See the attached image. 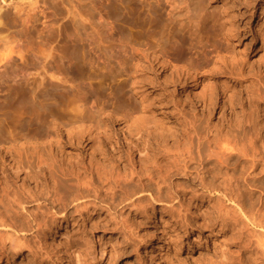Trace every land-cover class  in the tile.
Wrapping results in <instances>:
<instances>
[{
    "label": "bare ground",
    "instance_id": "6f19581e",
    "mask_svg": "<svg viewBox=\"0 0 264 264\" xmlns=\"http://www.w3.org/2000/svg\"><path fill=\"white\" fill-rule=\"evenodd\" d=\"M197 1L140 0L135 11L131 10L133 14H128L127 24L132 27L147 22V26L158 23L156 26L168 28L174 14L182 11L197 39L186 40L175 33L163 48L136 43L124 35L125 39L114 33L111 21L105 20L100 10L96 19L94 7L86 11L98 21L99 31L109 39L107 48L114 51L106 58L91 51L81 56V65L90 73L119 78L114 92L104 98L88 80L93 73L85 77L79 68L66 71L57 63L52 68L47 62L53 56L50 44H42L36 52L19 47L0 55L6 62L13 54L24 64L29 56L34 59L30 66L20 64L5 74L13 80L26 79L14 82V88L19 89L14 99L19 112L11 116L14 123L8 128L9 136L3 137L0 128L1 257L11 252L12 262L25 249L34 257V241L27 236L41 230L67 229V250L89 244L84 235L87 226L93 232L126 231L124 215L111 212L134 207L131 214L139 215L140 209L146 213L140 205L144 200L178 205L187 201L195 208L194 217L201 216L204 224H217L218 233L239 225L252 231L264 229V138L260 135L264 134V70L246 75L239 66L228 69L230 87L224 96L228 116L220 128L203 124L200 117L184 112L174 100L173 93L185 77L196 86L197 76L212 62L210 58L214 63L228 55L234 58L219 34L211 31L206 35L200 27L207 11ZM238 1L247 5L250 0ZM236 2L228 4V12L221 11L230 40L239 34L236 18L241 26L248 24L241 10H236ZM76 15L89 23L80 12ZM157 65L163 72H174L164 78L168 87L161 86L154 72L145 73ZM45 80L51 87L64 85L70 90L48 89ZM218 96L214 91L207 94L200 101L202 109L214 108ZM155 108L173 112L164 117L156 114ZM116 125L122 126L123 138L114 132ZM135 155L138 158L133 161ZM102 209L110 213L106 221L97 213ZM170 211L175 217L171 219L180 224L179 231L186 232L185 218ZM102 243L114 247L111 255L115 258L120 241ZM237 246L245 248L246 244L240 240ZM243 262L264 264V233L256 236L250 256Z\"/></svg>",
    "mask_w": 264,
    "mask_h": 264
},
{
    "label": "rangeland",
    "instance_id": "374dc122",
    "mask_svg": "<svg viewBox=\"0 0 264 264\" xmlns=\"http://www.w3.org/2000/svg\"><path fill=\"white\" fill-rule=\"evenodd\" d=\"M139 1L0 0V55H6L13 48L17 50L19 47L24 52L28 50L30 52L35 50L36 52L39 51L38 49L42 44L47 43L52 47L53 58L51 57L47 60L52 68H56L57 64L66 71H76L79 68L80 73L83 74L84 72L83 75L85 77L90 76L93 72L91 71L92 73H90L88 68L86 69V67L81 65L82 54L88 55V52L91 51V53L100 54V56L102 55L106 58L105 56H108L109 52L111 54L112 51V49L110 51V48H107L109 39L99 31V29L101 30L99 23L94 20L99 10L103 13L105 20L111 21L114 26V33L128 36L129 38L127 39L130 40L131 38V41L134 40L133 42L136 43L138 41L143 44L146 42L145 44L149 43L147 46L154 45L163 48L166 47L165 42L168 39L171 40L170 36L175 33L183 36L186 40L197 39V34L189 31L188 19L183 15L182 11L176 12L171 18L174 19L173 24L170 23V19L166 21L173 27L170 25H167L168 28L161 27V25L156 26L158 23H154L155 26L151 24V27L150 25L147 26V22L144 23L146 25L137 22L135 27L128 25L127 23L130 22V15L128 14L135 11L136 4ZM150 2L153 3L154 0H150ZM231 2L232 0L197 1V3L203 4L207 11L205 20L200 27L206 32V35H209L211 31L219 34V37H222V42L226 45V49L234 56L233 60H231L229 55L224 61H217L216 63H214L213 58H210L209 60L212 62L197 76L196 86H193L192 79L185 77V82L182 81L173 93L174 100L180 109H183L188 114L197 115L203 120V124L207 122L211 127L217 128H220L225 123L228 116L226 103H224L226 101L224 96L227 95L230 87V80L227 78L228 69L231 66H239L246 75L264 70V44L262 43L264 40V0H250L247 5H244L243 1L239 2L237 0L235 3L237 5L236 10H241L244 15L242 19H245L244 22L248 21V24L243 27L238 22V18L235 19V26L239 30L235 40H230L226 37L227 26L221 14L224 9L228 12L230 5L228 9L227 7ZM92 7L96 9V13L92 12L94 19L86 15V11H91ZM74 11L78 12L75 13ZM79 12L81 15L83 14V18H89V23L77 17L78 15L76 14ZM191 17L193 16L191 15ZM77 18L81 21L77 20ZM166 30L171 35L168 32L169 35L165 33ZM74 55H76V58H73ZM29 58L24 64L16 54L12 55L9 62L0 57V128L3 137L9 136L8 128L13 126L14 119L11 116L14 117L13 113L19 112V104L14 102V99L19 95V89L17 87L14 88V82H18L20 78L22 81L26 79L25 76H21L13 80V78L7 77L5 74H10L14 69L19 68L20 64L24 67L30 66L33 64L34 59L31 56ZM68 58H70L69 62H67ZM198 59L201 60L200 57ZM47 62L44 61V64H47ZM149 72H154L158 76L161 86L165 87H168V84L166 85L164 78H168L170 74L174 73L171 70L163 72L158 65L151 71H145L146 74H149ZM94 73L91 78L88 77V80L97 89L100 96L104 98L107 94L113 93L119 78L113 80L111 76L101 77L100 74ZM31 77L29 76V79H27L31 81ZM48 80H45V86L47 85L46 88L48 89L51 88L53 90V87L60 90L69 89L68 87L65 88L64 85L53 84V87H51ZM170 90L172 89L170 88ZM212 91L219 95L214 108L209 110L202 109L200 101ZM161 93L162 91H158L157 94L160 95ZM148 96L151 97L150 94ZM52 106L49 105L48 107ZM155 110L156 114L164 117H171L173 112L172 109L160 111L155 108ZM103 118L106 120L108 116ZM121 127L116 125L113 130L119 134L120 138H123ZM260 135L264 138L263 133H260ZM16 148L19 149V144L16 145ZM137 158L138 156L135 155L132 160L136 161ZM181 202L178 205L177 203L144 200L140 205L145 208L146 213H143L142 209H140L139 215L131 214L134 207L129 209L127 207H118V210L115 209L116 211L110 212L111 214H119L121 212L124 215L123 220L126 221L125 224L128 230L110 231V229H107L102 231V229H99V231L93 232L87 226L85 227L84 235L89 244L76 249L67 250L65 243L68 238L65 234L68 230L64 229V227L58 228L57 231L54 228L41 230L37 235L27 236V239L34 241L31 246L35 252H33L34 257L25 249L21 250L11 262L12 253L7 252L6 256H0V264H249L244 263L243 260L250 256L256 236L264 233V229L255 228V231H252L248 226L239 225L236 229L225 228L223 232L218 233L217 224L213 226L208 222L204 224L205 221L201 216L198 218L194 217L196 214L194 206L188 204L187 201ZM170 210L174 211H172L174 216H176L175 212L177 213L178 211L185 218L188 224L186 232L179 231L180 224H176L171 219L175 217L170 215ZM97 213L104 221H106V218L108 219L110 214L104 209L99 210ZM127 213H129L128 216ZM201 213L203 212H200V215ZM198 221L200 222L198 223ZM9 233L8 235H10ZM178 235L179 238H177ZM240 240L245 242V248L247 249L238 248L237 244L240 243ZM108 241H120L115 258L111 255L113 254L111 252H114V247H111L108 243L102 245V242ZM69 254L71 256H68Z\"/></svg>",
    "mask_w": 264,
    "mask_h": 264
}]
</instances>
